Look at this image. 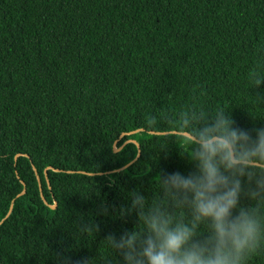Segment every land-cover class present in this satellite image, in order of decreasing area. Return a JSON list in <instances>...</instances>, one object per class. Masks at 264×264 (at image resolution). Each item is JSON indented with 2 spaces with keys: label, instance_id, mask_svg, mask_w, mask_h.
<instances>
[{
  "label": "trees",
  "instance_id": "1",
  "mask_svg": "<svg viewBox=\"0 0 264 264\" xmlns=\"http://www.w3.org/2000/svg\"><path fill=\"white\" fill-rule=\"evenodd\" d=\"M261 49L264 0H0V264H105L127 193L193 170L184 105L264 127Z\"/></svg>",
  "mask_w": 264,
  "mask_h": 264
},
{
  "label": "clouds",
  "instance_id": "2",
  "mask_svg": "<svg viewBox=\"0 0 264 264\" xmlns=\"http://www.w3.org/2000/svg\"><path fill=\"white\" fill-rule=\"evenodd\" d=\"M244 83L264 106V92L250 94L264 83V49ZM170 123L188 143L179 155L193 170L158 174L154 196L127 193L120 216L135 212L137 223L104 240L105 264H250L264 252V127L238 128L231 111L195 101Z\"/></svg>",
  "mask_w": 264,
  "mask_h": 264
},
{
  "label": "water",
  "instance_id": "3",
  "mask_svg": "<svg viewBox=\"0 0 264 264\" xmlns=\"http://www.w3.org/2000/svg\"><path fill=\"white\" fill-rule=\"evenodd\" d=\"M115 152H117V150H115ZM139 157V156H138ZM23 194H25V191H23L20 195H23ZM19 195V196H20ZM56 206H53V208H55Z\"/></svg>",
  "mask_w": 264,
  "mask_h": 264
}]
</instances>
